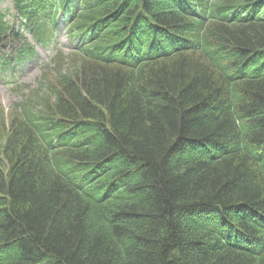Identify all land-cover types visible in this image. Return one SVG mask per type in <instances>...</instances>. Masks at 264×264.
Returning <instances> with one entry per match:
<instances>
[{
	"label": "trees",
	"instance_id": "16d2710c",
	"mask_svg": "<svg viewBox=\"0 0 264 264\" xmlns=\"http://www.w3.org/2000/svg\"><path fill=\"white\" fill-rule=\"evenodd\" d=\"M11 2L1 70L83 43L0 108V264H264V0Z\"/></svg>",
	"mask_w": 264,
	"mask_h": 264
},
{
	"label": "rangeland",
	"instance_id": "374dc122",
	"mask_svg": "<svg viewBox=\"0 0 264 264\" xmlns=\"http://www.w3.org/2000/svg\"><path fill=\"white\" fill-rule=\"evenodd\" d=\"M0 9L7 12V19L16 26L18 25L11 0H1ZM82 43V36L70 35L65 21L59 20L58 31L55 32L53 42L45 46H37L38 55L34 59L24 63V66L18 68L14 74L0 70V108L9 113L20 100L28 96L34 98L36 90L40 94L42 89L39 82L42 73L45 70H52L54 67L51 58L57 52L60 53L61 59L75 56ZM163 51H167V49Z\"/></svg>",
	"mask_w": 264,
	"mask_h": 264
}]
</instances>
